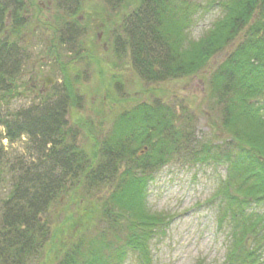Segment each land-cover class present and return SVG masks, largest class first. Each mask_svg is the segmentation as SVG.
Returning a JSON list of instances; mask_svg holds the SVG:
<instances>
[{"label": "trees", "instance_id": "trees-1", "mask_svg": "<svg viewBox=\"0 0 264 264\" xmlns=\"http://www.w3.org/2000/svg\"><path fill=\"white\" fill-rule=\"evenodd\" d=\"M52 1L56 16L68 17H58L52 39L66 48L82 35L74 18L80 5ZM101 1L122 13L113 20L117 57L119 47L128 50L132 67L147 82L194 75L241 37L209 80L231 139L224 149L207 147L200 160L227 164L228 177L217 191L219 223L225 220L229 228L223 264H264V0H226L224 15L196 40L185 35L188 0ZM27 10L26 0H0V191L8 186L0 193V264H122L128 252L139 264H152L150 243L169 221L146 208L149 182L188 145V132L179 129L169 105L138 103L115 114L97 151L88 153L66 119L75 98L66 74L56 98L41 93L38 103L3 113L31 59L20 40L30 22ZM24 136L37 153L35 162L8 163L1 140ZM100 187H108L106 194L91 207L88 196ZM80 188L88 196L79 200L84 213L77 220L59 225L44 217L61 195Z\"/></svg>", "mask_w": 264, "mask_h": 264}, {"label": "rangeland", "instance_id": "rangeland-1", "mask_svg": "<svg viewBox=\"0 0 264 264\" xmlns=\"http://www.w3.org/2000/svg\"><path fill=\"white\" fill-rule=\"evenodd\" d=\"M76 1L80 9L74 18L82 35L65 48L54 45L52 26L68 17L62 13L60 19L56 16L52 0H26L28 10L24 12L30 16V22L20 40L28 47L31 59L23 67L16 93L3 104L2 112L8 114L38 103L42 89L38 80L47 76L55 80L48 92L50 98H56L66 74L75 97L66 115L68 126L76 134V142L92 154L118 112L143 102L169 105L178 117L179 129L188 132L189 143L155 172L149 182L146 208L164 214L169 221L163 233L150 243L152 264H223L229 228L225 220L219 223L222 197L217 191L228 177L227 164L200 158L205 156L203 151L207 147L213 152L219 147L226 148L225 143L230 142V134L221 124L220 107L210 96L209 80L241 37L216 53L194 75L147 82L132 67L128 50L119 47L120 57L114 51L113 20L122 13L114 14L101 0ZM225 1L188 0L192 5L185 32L187 39H200L224 15ZM60 63L64 64V73ZM3 131L0 127L1 137ZM1 144L2 154L10 164L30 165L37 158L25 136L13 143L2 139ZM107 189H93V195L89 196L81 188L70 190L58 198L50 214L44 217L53 218L59 225L71 218L77 220L84 213L79 200L88 196L91 207L98 206L100 196H105ZM7 190L8 186L4 185L1 197ZM252 208L261 211V207L252 205ZM122 264H139V261L134 253L128 252Z\"/></svg>", "mask_w": 264, "mask_h": 264}, {"label": "water", "instance_id": "water-1", "mask_svg": "<svg viewBox=\"0 0 264 264\" xmlns=\"http://www.w3.org/2000/svg\"><path fill=\"white\" fill-rule=\"evenodd\" d=\"M40 81L43 82V92H47L49 89V86L54 84V80L50 76L42 78L40 79Z\"/></svg>", "mask_w": 264, "mask_h": 264}]
</instances>
